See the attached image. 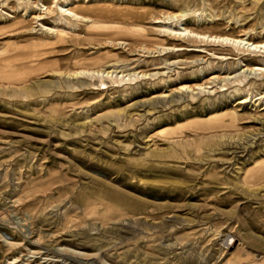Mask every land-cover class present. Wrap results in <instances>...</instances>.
<instances>
[{
    "label": "rangeland",
    "instance_id": "rangeland-1",
    "mask_svg": "<svg viewBox=\"0 0 264 264\" xmlns=\"http://www.w3.org/2000/svg\"><path fill=\"white\" fill-rule=\"evenodd\" d=\"M23 1L0 3V264H264V178L246 174L264 160V86L233 93L239 79L264 80V58L223 53L228 44L150 54L68 12L58 19L61 6L95 0ZM101 1L146 9L154 41L172 37L162 25L233 38L253 27L261 34L250 39L264 41V0L196 10ZM223 109L245 118L239 128L183 154H149L166 148L149 132L157 118L181 124ZM88 200L110 207L92 214Z\"/></svg>",
    "mask_w": 264,
    "mask_h": 264
},
{
    "label": "bare ground",
    "instance_id": "bare-ground-1",
    "mask_svg": "<svg viewBox=\"0 0 264 264\" xmlns=\"http://www.w3.org/2000/svg\"><path fill=\"white\" fill-rule=\"evenodd\" d=\"M69 1L70 0H65ZM201 3H198L197 0H174L173 4L180 7L182 10L183 8L187 9H200L201 7H211L213 8L214 4H217L218 0H201ZM11 0H4L0 2L1 4H8ZM16 6L18 5L22 7L24 4L23 0H16L15 3ZM58 19L62 20V17L65 16L66 12L67 15H71L75 19L83 20V21H91L90 27L91 29L96 28H103V29H111L114 30L113 36H121L126 35L127 37H131L132 41L136 44H144L146 49L150 54L152 53H158V54H164L171 55L178 53L179 55L187 54L188 52H203L202 49L205 46H214L215 44L220 45H227V48L222 49V52H230L232 49L234 51L240 52V53H246L249 52L251 54H255L256 57H263L262 54L264 53V41L255 42L252 41L250 38L251 33L253 35L261 34L257 32L256 28H249L245 30L244 37H238L233 38L229 36H213L207 34H202L201 32L192 31L186 28L185 26L182 29L174 30L167 25H162L160 32L163 34L168 33L169 35L172 34V37H167L165 40L160 39L158 41H154L151 38H149V35L145 34L142 30V24L144 20L148 16V11L141 7H132V6H111L110 4L101 1V0H95L93 3H72L70 4V7L67 10H64L61 6L59 9ZM186 12H182L180 15H169L165 20H171L176 18L177 22H180L183 18L188 16ZM213 16V15H212ZM107 20L111 24L107 25H100L97 21L98 20ZM240 21H236V23H239ZM166 29V30H165ZM116 31V32H115ZM59 35V40L64 41V33L59 31L57 32ZM92 34V33H90ZM170 42H169V41ZM172 40V41H171ZM154 45V46H152ZM150 46V47H149ZM152 46V47H151ZM161 46V47H160ZM166 46H170L173 49H170L171 51H168L164 53L167 49ZM160 47V48H159ZM189 47H194L192 49H188ZM215 51V48L213 49ZM221 52H218L217 54H223ZM224 56V55H223ZM255 59V58H253ZM252 59V61H253ZM264 62V60H263ZM248 66V65H246ZM79 74V73H75ZM145 74V73H144ZM179 74V73H178ZM107 75H110V72L107 73ZM264 76V72L262 73ZM134 76V75H133ZM127 77V75L121 76L122 82ZM131 77V76H130ZM124 78V79H123ZM131 80V78H129ZM163 80V83H167L166 80ZM244 83V84H243ZM243 84V86H241ZM101 85H104L102 82ZM239 85L240 87L235 88L234 94H239L240 92L244 91V88L250 89V87H259L264 86V80L262 81H256V80H249L247 83H245V80L239 79ZM226 85H221V88H223ZM199 88H202L203 86L199 85L197 86ZM191 86L181 85L177 90L183 91L185 89H190ZM194 98V97H192ZM175 102V100H171V103ZM203 104L207 103V100L201 101ZM201 103V104H202ZM246 105L247 104V97L243 96L239 98L238 105ZM182 105L179 103H175L171 105V111L179 110V108ZM189 106L185 105L184 107ZM178 109H175V108ZM182 117L184 118L183 121L186 119V115L189 113H186L185 111H180ZM173 119V120H172ZM181 117L178 115H168L167 118H157L156 121L152 124V127L150 129V133H152L151 137L159 138L164 145H166V148L160 149L159 146L156 149L149 150V154H183L182 150H184L187 146H190L192 144L198 143V141H204L209 140L210 137H214L217 133H228L230 131H234L236 128H239L238 122H241L245 120V118H242L235 110L233 109H223L220 112H213L206 119L203 120H195V121H189L186 123H181ZM174 123V124H172ZM176 126H172V125ZM190 127L191 133L184 134L183 128L184 127ZM250 173L254 174V177H262L264 178V160L258 161L253 168H251L249 171L246 172L247 175ZM256 174H258L256 176ZM127 195L124 196L128 199L131 198L134 194L126 193ZM131 195V196H130ZM124 201L120 202L122 204ZM104 206L110 207L109 204H106L104 202L99 201H91L88 200L86 203V211H90L92 214H101L102 208Z\"/></svg>",
    "mask_w": 264,
    "mask_h": 264
}]
</instances>
